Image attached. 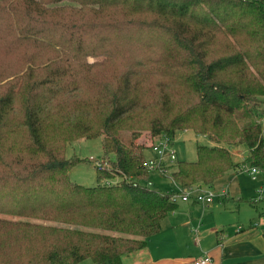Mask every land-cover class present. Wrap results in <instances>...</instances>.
<instances>
[{"label":"trees","instance_id":"1","mask_svg":"<svg viewBox=\"0 0 264 264\" xmlns=\"http://www.w3.org/2000/svg\"><path fill=\"white\" fill-rule=\"evenodd\" d=\"M262 102L263 2L0 0V264H123L178 205L141 132L211 142L168 166L181 190L234 169L232 145L264 175ZM97 136L110 168L84 186L66 146Z\"/></svg>","mask_w":264,"mask_h":264},{"label":"crops","instance_id":"2","mask_svg":"<svg viewBox=\"0 0 264 264\" xmlns=\"http://www.w3.org/2000/svg\"><path fill=\"white\" fill-rule=\"evenodd\" d=\"M229 151L238 165L212 185L202 186L222 194L216 196V202L201 205L181 201L183 205H177L164 217L160 231L147 238L145 247L122 256L123 264H187L204 253L211 257L209 264H241L237 263L239 257L246 259L243 264H264L263 178L247 201L241 200L243 197L234 200L229 192L233 189L242 195L243 189L232 186L237 178L232 176L246 169L243 160L247 150L242 145H232ZM147 154L152 155L150 149Z\"/></svg>","mask_w":264,"mask_h":264},{"label":"rangeland","instance_id":"3","mask_svg":"<svg viewBox=\"0 0 264 264\" xmlns=\"http://www.w3.org/2000/svg\"><path fill=\"white\" fill-rule=\"evenodd\" d=\"M264 110V103H260L257 106V113L260 114ZM263 114V113H261ZM259 117L261 118L259 120ZM258 117V120L262 126V133L264 136V115H261ZM126 136V134L122 135V137ZM151 138L148 131L141 132L140 136L137 138L136 142L142 143L144 147H147V145L150 143ZM211 143L206 136L196 134L192 130H179L175 133L173 137V148L176 152L177 160H186V161H194L196 159V151L195 146L197 144H209ZM238 146V145H235ZM235 147H232V149ZM238 149V148H237ZM147 152V150H146ZM103 150H102V143H101V137L97 136L94 138H80L77 140H74L67 144L66 146V156L71 157L75 156L78 158L83 159V161L78 162L76 165H74L70 171L69 176L72 181L82 184L84 186H92L96 184V178H95V166L93 165L92 161L88 160L89 157H94L96 159H100L102 157ZM112 159V155L110 156ZM104 158V157H103ZM105 160L107 159L104 158ZM108 167V164H106ZM248 167V166H247ZM233 170V169H231ZM230 170V171H231ZM230 171H227L224 175H229ZM234 172V171H233ZM236 173V174H235ZM233 174V177H236L234 179V182L232 186H236L237 188L241 187V192L238 194L235 193V191L232 189V193L229 192V194H232V197L234 200L236 198L243 197L241 200L247 201L249 198L250 193L253 190H256L259 184L261 183V177L263 178V173L258 171L255 174L256 179L251 178V174L249 173V170L247 169H241L239 171H235ZM223 175V176H224ZM150 187L162 191V192H171V190L175 191L176 185L171 180L170 176L161 177L158 176L156 173L152 172L149 175L148 178ZM228 185H230V182H226ZM238 190V189H237ZM239 198L237 200H239ZM213 200H217L216 197L213 198ZM177 204L179 207L183 205L181 200L177 201ZM246 259L239 257L237 260V263L243 264ZM79 264H95L89 259H85Z\"/></svg>","mask_w":264,"mask_h":264},{"label":"built area","instance_id":"4","mask_svg":"<svg viewBox=\"0 0 264 264\" xmlns=\"http://www.w3.org/2000/svg\"><path fill=\"white\" fill-rule=\"evenodd\" d=\"M264 3V0H255ZM149 149L152 153L151 156L147 157L143 161L144 168L149 172H154L161 177L170 176L168 166L175 163L177 161L176 152L173 148V138L167 135H162L149 143ZM88 160L92 161L93 165L97 168H110V162L108 159H104L101 157L100 159H96L94 157H89ZM108 164V167L106 166ZM246 164V163H245ZM245 168L249 170L251 174V178H255V174L260 171L258 168L245 165ZM171 178V177H170ZM116 177L113 180H107L106 183H111L117 181ZM172 180V178H171ZM173 181V180H172ZM149 184V181H146ZM173 183H175L173 181ZM262 187H264V175ZM261 188L257 190V194L261 193ZM222 195L221 193H217L212 188L202 187V186H192L187 189L181 190L177 185L176 190L170 192V199L172 201H188L192 200L201 205L209 204L213 201V198L216 196ZM211 261V257L204 253L202 255L197 256L196 258L187 262V264H209Z\"/></svg>","mask_w":264,"mask_h":264}]
</instances>
